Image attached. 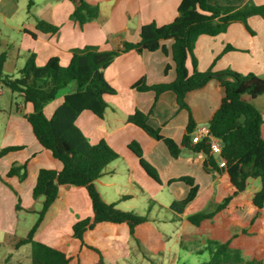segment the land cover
Instances as JSON below:
<instances>
[{"label":"crops","instance_id":"1","mask_svg":"<svg viewBox=\"0 0 264 264\" xmlns=\"http://www.w3.org/2000/svg\"><path fill=\"white\" fill-rule=\"evenodd\" d=\"M86 1L99 7V16L85 25H80L72 19L76 4L70 0H0V54L7 55V62L14 60L15 67L20 66L17 73L25 66L31 55H34L35 63L39 67L46 65L52 58H58L60 65L66 67L70 64L73 50L92 46L101 52H111L122 48L125 42H139L140 28L143 25L155 22L158 26H164L172 23L178 17V8L182 2V0ZM251 2L264 5V0H209L210 4L226 7H242ZM39 20L57 27L58 30L47 33L40 31L37 28ZM248 26L250 30L243 23L236 22L232 23L225 33L217 36H200L195 45L198 70L202 72L233 70L242 74L253 73L264 78V17L249 18ZM162 45L168 50V54L160 49L142 53L130 51L116 57L103 71L105 80L117 91L114 95L105 96L108 108L103 117H98L90 111H83L76 121L77 127L91 144H98L104 140L121 156L109 164L105 174L96 181L104 200L116 204L120 210L149 217L146 224L137 228L135 238L131 236L127 225H101L84 234L85 244L104 253L105 264H119L126 258L122 256L121 251H128L125 256L131 257L133 255L131 250L134 249L139 255V249L137 251L134 247L136 243L142 242L139 232L148 231V226L155 224L151 202L156 204L157 199L165 196L166 205L170 207L172 202L188 196L190 192L188 185L171 181L191 177L199 187V192L183 215L171 213L170 216L173 218H168L170 223L180 221L185 224L191 215L212 212L216 205L221 204L233 193L227 173H219L214 169L207 171L204 168L207 157L205 154L183 149L180 156L174 159L163 142L153 139L141 128L128 122V117L137 111L144 114L153 111L148 124L160 130L164 137L180 144L187 132L189 112L179 108L173 92H165L156 100L154 91L140 92L133 88L142 80L148 86L171 83L175 80L173 41H163ZM187 66L189 72L193 73L191 59ZM75 88L76 86L71 87V90L45 106L44 113L47 118L50 119L54 115L63 104L65 96ZM224 96V89L214 80L204 88L187 95L186 101L196 124L194 134L202 129L208 130V125ZM21 98L22 104L17 106L15 115L10 113L8 117L5 144L0 149L1 151L9 147L21 148L0 157V229L12 233L19 226L24 227L27 221H31L30 228L25 232L27 235L38 219L34 211L40 210L43 203V198L39 200L33 198L39 171L41 169L61 171L63 165L36 139L26 118L33 112V106L25 104L22 96ZM261 134L264 138V123ZM132 142L140 145L144 159L158 172L161 184L143 170L139 159L129 149ZM214 157L220 167L225 165V161L218 155L214 154ZM14 164L27 165V177L24 181L18 176L8 177ZM258 180L250 182L248 189L251 190L248 194L244 193L237 198L238 201L244 202L242 210H223L216 214L205 228L195 226L196 230L190 234H177L174 243L194 254L209 251L211 260L218 244L232 240L233 245L234 240L240 236L264 234V208L259 211L250 204L253 193L261 189V181ZM155 186L158 187L157 190L154 189ZM8 199L11 201L10 216L14 215V220L3 222ZM19 202L21 210L16 209ZM162 207L168 209L167 206ZM51 210L54 211L53 216ZM49 213L50 219L47 217ZM92 216V203L87 190L83 187L65 186L61 189L56 203L46 214L36 240L65 253L68 257H73L71 264H97L99 255L84 247L78 239L72 238L73 225ZM231 216L234 217L233 222L224 227V220ZM258 217L263 222L261 228L256 227ZM240 220L248 223L250 230L237 228L236 224ZM201 235L208 237L206 239L208 246L203 249L195 244L191 248L182 246L180 242L181 239ZM257 259L259 264H264V254L257 256Z\"/></svg>","mask_w":264,"mask_h":264},{"label":"trees","instance_id":"2","mask_svg":"<svg viewBox=\"0 0 264 264\" xmlns=\"http://www.w3.org/2000/svg\"><path fill=\"white\" fill-rule=\"evenodd\" d=\"M70 1L76 4L72 19L80 25L98 18V6H93L86 0ZM254 16L264 17V5L249 3L242 7H226L210 4L209 0H182L178 8V17L172 23L164 26H158L155 22L145 24L140 28L139 42H125L122 48L115 51L101 52L92 46L73 50L70 64L66 67L60 65L58 58H52L46 65L39 67L35 63L34 55H31L19 71V77L12 78L4 72L7 55L0 54V83L11 92L21 95L25 104L33 106V112L26 118L32 126L36 139L63 165L61 171L49 169L39 171L33 189V198L35 200L43 198L42 208L34 211L38 215L36 223L25 237L15 243L14 248L19 250L23 246L30 245L31 264H71L73 257H68L65 253L36 240L46 214L56 203L61 189L65 186L83 187L88 192L93 216L79 220L73 225L72 238L78 239L84 247L99 255L97 264H105V258L99 249L84 243V234L87 231L95 230L101 225H127L131 236L135 238L137 228L149 221L146 216L120 210L116 204L104 200L96 186V181L105 174L109 164L121 156L104 140L98 144H91L77 127L76 121L83 111H90L98 117H103L108 108L105 96L117 93L105 80L103 71L116 57L130 51L142 53L160 49L168 54V50L162 45V42L167 40L173 41L175 80L153 86L146 85L142 80L133 88L140 92L154 91L156 100L165 92H173L179 108L189 112L187 132L180 144L164 137L160 130L148 124L153 111L149 114L137 111L128 117V122L141 128L153 139L163 142L174 159L180 156L183 149H187L207 156L204 161V168L207 171L214 169L219 173H227L233 193L221 204L216 205L212 212L189 216L187 220L193 226L203 229L223 210H242L244 202L238 201L237 198L248 190L252 180L259 179L261 189L253 193L250 204L259 211L263 210L264 138L261 128L264 119L261 111L254 105V101L264 95V78L253 73L242 74L233 70L199 71L194 53L200 36H217L225 33L235 22L243 23L250 30L248 20ZM37 28L45 33L58 30L57 27L40 20L37 22ZM189 59L192 61L193 73L189 72L187 66ZM212 80L224 89L225 96L208 125L209 136L202 138L199 143H194L193 134L196 124L186 98L190 92L204 88ZM71 84L76 85L75 90L67 94L54 115L50 119L47 118L44 113L45 106L57 99L61 91ZM211 138L219 140L221 144L222 150L218 157L225 161L222 167L218 165L212 153L209 144ZM19 149L21 148L2 149L0 157ZM129 149L139 159L146 174L161 184L158 172L144 159L140 145L132 142L129 144ZM26 168V164H14L8 177L18 176L24 181L27 177ZM173 182H183L190 187L185 199L172 202L168 208L171 213L183 215L197 197L199 187L191 177H181L171 181ZM16 209H22L20 202L16 205ZM233 219V216L225 219L223 226H229ZM231 245L232 240L218 244L211 260L204 264H228L235 259L238 263L244 264L240 255L231 254ZM245 264L259 263L248 261Z\"/></svg>","mask_w":264,"mask_h":264},{"label":"rangeland","instance_id":"3","mask_svg":"<svg viewBox=\"0 0 264 264\" xmlns=\"http://www.w3.org/2000/svg\"><path fill=\"white\" fill-rule=\"evenodd\" d=\"M252 3V2H251ZM236 23V22H235ZM195 53V50H194ZM20 66L15 67V61L11 60L7 62L5 66V73L14 76L15 78L19 77ZM76 86L75 84H71L69 87L65 88L61 91L58 98L61 97L66 91L71 90V87ZM0 89L2 90V94H0V149L5 144V130L7 127V120L10 113H16L17 106L22 104V98L19 94L11 92L8 88L0 83ZM254 105L261 111L264 119V96L261 98H257L254 101ZM1 168V167H0ZM254 181V180H253ZM260 182V180H258ZM154 189H158L155 186ZM251 189H248L245 194H248ZM7 195V192H6ZM160 196V195H159ZM158 196V198H159ZM12 199L14 196L11 195ZM11 199V198H10ZM158 203L153 204L150 203V206L153 207L154 212L153 216L155 218V224H150L148 226V231H140L139 237L142 242L136 243L134 247L139 249V255L134 252V249L131 250L133 254L131 257L125 256L127 252L121 251L122 256L126 257L121 260L119 264H204L208 262L209 259V251H205L200 254L191 253L184 248H180L179 244L174 243L176 240L177 234H190L196 230L195 226L190 224L189 222H185V224L177 221L176 223H170L168 218L172 219L170 216L171 212L168 209L163 208L162 206H167V199L165 196H161V199H157ZM14 203L15 200H12ZM9 204L11 201L8 199L4 208V212L6 216L3 219L4 221H12L14 220V215L12 211H10ZM12 209V208H11ZM52 216L54 215V211L50 212ZM48 214V219L49 215ZM149 218V217H148ZM47 219V221H48ZM259 221L257 222L256 227H263V222L258 217ZM32 222L27 221L24 227L19 226V228L12 233L8 231L5 232L0 229V264H31L30 255H31V246H23L19 250L14 248L15 243L20 239L26 236V231L30 228ZM46 225V224H45ZM45 227V226H44ZM236 227L240 230L242 228H246L250 230L248 223L240 220L236 224ZM66 236V235H65ZM208 237H203L202 235L199 237L193 238H184L181 239L180 242L182 246L190 247L192 245H196L198 248H204L208 246V242L206 241ZM264 234H252V235H244L240 236L239 239L234 240V244L231 248V254H238L245 262L253 261L258 262L257 256L264 254ZM238 247H242L240 250ZM102 252V251H101ZM129 253V252H128ZM177 253V256H176ZM250 253V254H249ZM104 255V253L102 252ZM256 256V257H255ZM5 260L7 262H5ZM256 260V261H255ZM118 264V263H111ZM228 264H240L237 260H231ZM262 264V263H261Z\"/></svg>","mask_w":264,"mask_h":264},{"label":"built area","instance_id":"4","mask_svg":"<svg viewBox=\"0 0 264 264\" xmlns=\"http://www.w3.org/2000/svg\"><path fill=\"white\" fill-rule=\"evenodd\" d=\"M0 94H2V90L0 89ZM209 136V131L206 129H202L200 132L195 133L193 135V142L194 143H199L202 139V137H208ZM212 153L215 155H220L221 154V144L219 142V140L215 139V138H211L209 141Z\"/></svg>","mask_w":264,"mask_h":264}]
</instances>
